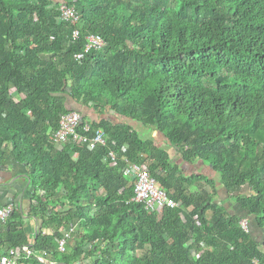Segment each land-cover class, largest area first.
Masks as SVG:
<instances>
[{
    "label": "trees",
    "instance_id": "1",
    "mask_svg": "<svg viewBox=\"0 0 264 264\" xmlns=\"http://www.w3.org/2000/svg\"><path fill=\"white\" fill-rule=\"evenodd\" d=\"M64 6L79 20L62 23ZM91 35L106 46L86 52ZM70 112L107 144L57 147ZM111 150L146 163L180 207L132 201ZM13 154L29 167L36 215L87 231L67 261L264 264V0H0V161ZM19 225L1 247L29 244Z\"/></svg>",
    "mask_w": 264,
    "mask_h": 264
},
{
    "label": "built area",
    "instance_id": "2",
    "mask_svg": "<svg viewBox=\"0 0 264 264\" xmlns=\"http://www.w3.org/2000/svg\"><path fill=\"white\" fill-rule=\"evenodd\" d=\"M62 15L59 20L63 22L78 21L79 14L72 8L66 6L61 7ZM80 38V31H74V39ZM106 46V42L96 35L88 37V43L86 44V52L92 50H101ZM84 54L77 55L78 60H82ZM83 119L80 113L70 112L65 114L60 121V129L53 135V143L57 147L65 148L69 144H86L90 149H95L98 146L106 145L107 139L105 134L98 131L92 137L83 135L79 132V127L82 124ZM84 131L87 133L92 132L90 124L84 126ZM128 146L122 149V152L126 153ZM118 151H112L108 155V161L117 164L119 157ZM122 154V160L125 162L126 167L124 169L125 176L129 179L131 184L135 187V196L132 201L137 203H143L146 209L150 212L163 211L165 209H175L180 207V203L172 199L165 189L160 188L156 178H154L149 168L145 165H141L132 162L127 156ZM16 213L14 204L1 205L0 204V223H6ZM243 229L249 232V223L247 220L241 223ZM74 229H70L58 242V252L65 254L68 251V246L74 238ZM46 252H36L32 246L24 245L21 248H11L4 251L0 245V264H21L25 259L36 258L41 263H47Z\"/></svg>",
    "mask_w": 264,
    "mask_h": 264
},
{
    "label": "crops",
    "instance_id": "3",
    "mask_svg": "<svg viewBox=\"0 0 264 264\" xmlns=\"http://www.w3.org/2000/svg\"><path fill=\"white\" fill-rule=\"evenodd\" d=\"M94 119V116L91 118H88V120ZM143 135L150 134L146 138L153 139L156 141L160 146L166 147L165 145V139L162 135L156 133L153 130H147L143 127H136ZM102 132L105 134L106 139H108V136L106 132L102 129ZM108 142V140H107ZM107 144V143H106ZM104 146V145H102ZM114 150H111L112 152ZM117 151V150H116ZM109 152V153H110ZM74 158H77V154H73ZM109 155V154H108ZM125 156V155H124ZM108 157V156H107ZM119 161L122 160V154H119ZM131 160V159H130ZM107 162L108 158H107ZM137 163V162H135ZM110 164H113L110 162ZM140 164V163H138ZM145 166L149 168V166L145 163ZM190 166H187L185 164V168H188ZM195 168V167H190ZM203 170L201 169V166L199 168H196V171ZM206 174H212L211 170L204 169ZM194 173V171L191 172V174ZM131 184V183H130ZM102 191V190H101ZM36 188L33 185L32 179L29 176V167L27 166L26 162L22 159H17L16 156L10 155L6 158L2 159L0 161V204L1 205H8V204H14L16 208V213L13 217H11L10 222L6 223H0V239H3V241L11 238L12 236H8V232L10 231V227L13 224L21 223L19 225V228H23L26 236L27 241L32 247H35V244L37 240H39L40 237H51L53 240L51 241V245L53 248L47 249L45 251H39L46 252V261L47 263H41L36 258H30L25 259L22 261L21 264H92L95 260L93 259H78L75 261H67L64 259V256H70L71 251L70 249L74 247L76 240L78 237L74 234L73 242L70 245L71 248L68 246V251L65 254L58 252V242L59 240L65 235L66 232H68L70 229H74V233L79 232L81 235H85L87 231L83 228H80V226H75L71 228H59L56 223L50 224L49 226L44 223V221L41 219L40 215H36L35 211L33 210V207L37 205L35 198L36 194ZM62 212H68L70 208L61 209ZM80 235V236H81ZM83 237V236H82ZM7 242H9L7 240ZM4 251H7L11 248H15L11 246L10 243H6L2 246ZM88 248L86 246L83 247L84 251H88Z\"/></svg>",
    "mask_w": 264,
    "mask_h": 264
},
{
    "label": "rangeland",
    "instance_id": "4",
    "mask_svg": "<svg viewBox=\"0 0 264 264\" xmlns=\"http://www.w3.org/2000/svg\"><path fill=\"white\" fill-rule=\"evenodd\" d=\"M148 135H150V134H145L143 136L144 137H147ZM185 170H186L187 174L190 175L192 171H195L196 170V168H190V167H188V168H185ZM249 221H250L249 225H250V227H252L253 226V219L252 218H249ZM257 231L260 232L259 230H257Z\"/></svg>",
    "mask_w": 264,
    "mask_h": 264
}]
</instances>
